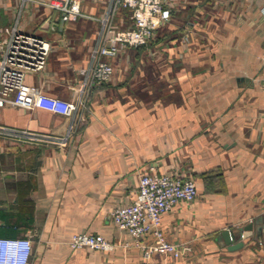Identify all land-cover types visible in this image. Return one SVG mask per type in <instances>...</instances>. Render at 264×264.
Masks as SVG:
<instances>
[{
  "label": "crops",
  "instance_id": "obj_1",
  "mask_svg": "<svg viewBox=\"0 0 264 264\" xmlns=\"http://www.w3.org/2000/svg\"><path fill=\"white\" fill-rule=\"evenodd\" d=\"M6 2L0 25L42 29L53 43L47 68L29 73L28 83L78 101L80 69L93 62L111 0H85L89 17L62 27L60 10L31 3L21 22ZM167 6L172 17L149 44L113 58L118 66L131 57V70L116 66L110 81L86 88L75 116L0 108V125L52 136L31 143L0 131V236H31V264H138L144 250L117 227L112 212L136 198L141 172L197 180L194 202L179 203L162 221L189 260L264 264V229L258 232L264 223V0H167ZM127 12L116 16L123 27L132 25ZM146 59L148 69L136 67ZM250 222L253 234L241 237ZM226 229L244 245L231 249ZM81 231L102 234L115 247L73 248L69 241ZM154 257L178 264L171 254Z\"/></svg>",
  "mask_w": 264,
  "mask_h": 264
},
{
  "label": "built area",
  "instance_id": "obj_2",
  "mask_svg": "<svg viewBox=\"0 0 264 264\" xmlns=\"http://www.w3.org/2000/svg\"><path fill=\"white\" fill-rule=\"evenodd\" d=\"M85 0H22L60 10L66 20L89 17L83 10ZM130 12L132 25L117 28V11ZM172 17L167 0H111L102 18L101 36L92 50L93 62L80 69L84 75L78 101L52 95L40 86L28 83L29 73L44 71L49 62L53 43L32 31L20 29L19 22L0 25V108L12 104L25 108H44L73 117L85 104L91 85L108 81L114 74L113 58L128 47L147 45L161 26ZM0 131L31 143L52 140L43 132L0 125ZM199 193L197 180L175 173L141 172L136 198L117 206L113 220L118 228L133 236L134 245L143 248L144 256L138 264H159L156 253L171 254L178 264H204L189 260L181 244L171 241L163 227L165 213L179 203H192ZM154 235L149 243L146 237ZM73 248L111 250L115 244L102 234L88 231L75 233L70 239ZM34 242L31 236H0V264H31Z\"/></svg>",
  "mask_w": 264,
  "mask_h": 264
},
{
  "label": "rangeland",
  "instance_id": "obj_3",
  "mask_svg": "<svg viewBox=\"0 0 264 264\" xmlns=\"http://www.w3.org/2000/svg\"><path fill=\"white\" fill-rule=\"evenodd\" d=\"M3 5V6H8V5H6L7 4V2H6V0H0V5ZM9 4H11V5H13V6H15V12H16V18L18 17H20L21 16V22H23V21H25L27 18H28V15H29V12H30V2H27V4H26V6L24 7L23 5H22V2H20L19 0H9ZM128 10H126V9H121V10H119V11H117V13H116V16L118 15V14H121V15H124L125 13H128L127 12ZM20 12H23V13H20ZM129 14H130V12H129ZM13 15H14V17H15V13H13ZM116 16H115V18H116ZM8 18V17H7ZM114 18V23H115V26L117 27V28H119V27H121V26H123L124 25V23H123V21H119V19L118 18H116L115 19ZM121 18H123V17H121ZM9 20V19H8ZM125 22V21H124ZM0 23H1V17H0ZM83 28V27H82ZM82 28H80V29H82ZM161 28V27H160ZM160 28H159V30H160ZM44 30H42V29H38V30H36V33L37 34H39V35H45V33L43 32ZM157 34H158V32H157ZM156 34V35H157ZM156 37V36H155ZM123 50H125V49H123ZM133 51V49H130V48H128L127 50H125V52H129V53H131ZM120 54V53H119ZM132 61L134 62V59H132L131 57H129L127 60H126V64H122V63H120V64H118V66L116 65V64H114L113 63V66H114V74H113V76H112V78L114 77V75H115V72H116V66H117V68H120L121 69V71H122V69H125V70H131V68H132ZM139 63H137V65H136V67L138 66L141 70H144V69H148V65L150 64V62H149V60L148 59H146L145 61H138ZM141 72V71H140ZM128 73V72H127ZM130 74V73H129ZM126 75V74H125ZM126 76H128V75H126ZM132 76H133V74L131 73L130 74V80H132L133 78H132ZM137 77V76H136ZM111 78V79H112ZM110 79V80H111ZM110 80H108V81H110ZM132 83V82H131Z\"/></svg>",
  "mask_w": 264,
  "mask_h": 264
},
{
  "label": "water",
  "instance_id": "obj_4",
  "mask_svg": "<svg viewBox=\"0 0 264 264\" xmlns=\"http://www.w3.org/2000/svg\"><path fill=\"white\" fill-rule=\"evenodd\" d=\"M65 22H66V19H65V17H63L61 27L65 24ZM253 227H254V222H250V223L246 224L242 228L241 237H248V236L252 235L253 234ZM262 229H264V223H262V225L258 227V232H260ZM223 236L225 238L226 243L229 244L231 249H236V248H239L242 245H244L243 240H240L238 242H234L235 236H234L233 232H231L230 229L224 230Z\"/></svg>",
  "mask_w": 264,
  "mask_h": 264
},
{
  "label": "trees",
  "instance_id": "obj_5",
  "mask_svg": "<svg viewBox=\"0 0 264 264\" xmlns=\"http://www.w3.org/2000/svg\"><path fill=\"white\" fill-rule=\"evenodd\" d=\"M142 46H144V45H142ZM140 47H141V46H140ZM101 83H103V82H101ZM98 84H100V83H97V85H98Z\"/></svg>",
  "mask_w": 264,
  "mask_h": 264
}]
</instances>
